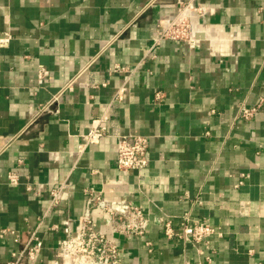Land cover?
I'll list each match as a JSON object with an SVG mask.
<instances>
[{
    "label": "crops",
    "instance_id": "crops-1",
    "mask_svg": "<svg viewBox=\"0 0 264 264\" xmlns=\"http://www.w3.org/2000/svg\"><path fill=\"white\" fill-rule=\"evenodd\" d=\"M181 18L194 43L155 42ZM4 34L0 229L15 234L0 238V264L32 232L35 264H73L65 243L89 193L148 214L142 238L115 239L120 264H264V102L237 118L264 99V0H0ZM100 118L107 134L86 144ZM120 135L148 139L145 169L116 168ZM185 212L215 233L196 245L166 238L159 218L179 232Z\"/></svg>",
    "mask_w": 264,
    "mask_h": 264
},
{
    "label": "built area",
    "instance_id": "built-area-1",
    "mask_svg": "<svg viewBox=\"0 0 264 264\" xmlns=\"http://www.w3.org/2000/svg\"><path fill=\"white\" fill-rule=\"evenodd\" d=\"M162 39L172 41H187L194 43V36L191 33L189 22L186 19H176L158 32L155 42ZM10 41V36L4 34L0 37V47H4ZM121 68H115L120 70ZM2 68L0 66V79ZM48 75L45 67L39 66L37 71V84L41 85ZM159 94H156V97ZM55 97L48 105L58 100ZM264 99L259 100L254 105H247L244 102L238 106L237 118L249 121L259 113ZM48 106L41 108L46 111ZM106 120L100 118L93 121L87 134L84 136L86 144H94L101 137L107 134ZM148 139L144 136L120 135L117 137V156L115 165L120 171H141L148 166ZM7 182L10 186L18 184L15 173H9ZM64 185L61 184L51 192V206L57 203ZM30 190V188H26ZM100 213L106 220L109 234L100 231L93 218V213ZM166 238H178L184 243L196 245L206 242V239L215 233L206 222L194 219L189 212L183 213L179 217L180 231L175 232L170 217L159 218ZM77 230L65 244L70 248L73 264H120V250L115 241L116 238L125 240H138L142 238L149 225V217L138 206L128 204L123 210H119L110 201L101 198L98 194L89 193L86 200V208L83 215L78 218ZM7 234H15L14 230L0 229V238ZM20 236L16 235V240L20 243ZM148 251L151 250L150 243H145ZM17 251L11 254V260L7 264H20L27 261L28 264H35L39 255L40 246L36 232L29 234ZM209 262V259H207Z\"/></svg>",
    "mask_w": 264,
    "mask_h": 264
}]
</instances>
